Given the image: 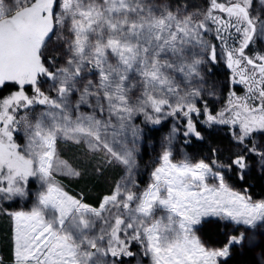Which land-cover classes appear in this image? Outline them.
<instances>
[{
    "label": "snow or ice",
    "instance_id": "obj_1",
    "mask_svg": "<svg viewBox=\"0 0 264 264\" xmlns=\"http://www.w3.org/2000/svg\"><path fill=\"white\" fill-rule=\"evenodd\" d=\"M257 43L264 44V0H209L204 8L194 0H0V86H17L0 100V201L29 198L30 179L39 183L31 210L9 214V264H143L141 256L150 264H218L233 245L255 247L264 200L231 190L203 161L173 163L175 126L138 191L135 119L159 125L183 117V136L197 139L201 115L205 124L230 125L240 151L218 167L235 169L243 180L251 156L264 173V52H246ZM218 49L232 85L245 93L232 90L213 115L206 100L199 107L206 87L201 66L217 63ZM21 129L22 145L13 138ZM60 141L104 152L106 164L123 167L98 207L56 182L54 173L80 174L59 158ZM209 176L218 185H209ZM206 215L251 234L241 231L208 250L193 230ZM258 260L264 264V251Z\"/></svg>",
    "mask_w": 264,
    "mask_h": 264
},
{
    "label": "rangeland",
    "instance_id": "obj_2",
    "mask_svg": "<svg viewBox=\"0 0 264 264\" xmlns=\"http://www.w3.org/2000/svg\"><path fill=\"white\" fill-rule=\"evenodd\" d=\"M192 2V0H190ZM196 4H198L201 8H204L208 5L209 0H194ZM223 2V0H221ZM255 7V6H254ZM215 42V41H214ZM218 43V42H217ZM264 52V44L257 43L252 45L246 52L249 55H252L255 52ZM217 55L219 60L217 63H212L208 61L207 63L201 66L202 74L204 77V97L199 101V107L203 109L204 101L208 102V108L213 115L219 112L226 106L227 98L232 90L236 92L237 95H244L245 89L241 84L232 85V72L227 67L226 62L223 58V53L218 49ZM210 65H219L220 76L219 80L210 76V73L207 70V67ZM46 80L45 77H41L42 88L47 91L48 84L44 83ZM50 83V82H48ZM7 86H0V90L7 91L0 100L8 97L14 91L17 90V86L14 84H6ZM223 87V88H221ZM214 92V95L209 96L208 92ZM26 94L31 96L33 95L32 89L30 86H26ZM54 95V93H53ZM43 106L36 105V111H39ZM87 111V109H84ZM25 110H21L17 113V116H23ZM205 117L201 115L198 119H196V125L198 131L201 133L203 139H197L195 136L185 138L183 136L184 131V118L180 117L176 119L174 117H167L162 121L159 125H153L151 123L145 122L143 116H138L135 119V123H137L141 129L140 139L137 141L138 143V151L136 153L137 159V176L136 179L139 182L138 191H142L150 182V173L155 166L159 163V155L161 153V143L166 136L171 133L173 127L175 126L179 131L175 133L174 140L171 144L172 149V162L180 163L183 160H187L191 164H195L197 162L203 161L208 164L214 172H220L225 177V183L228 187L236 192L244 193L246 190V194L249 195L253 201H262L264 200V196H256L254 195L249 186H244L243 181L246 179H253L254 176H259L261 178V184L264 185V173H262L258 165L256 163L255 157H249L248 163L250 165L249 169L246 170L245 176L243 180H240L237 176V171L235 169L229 170L227 167H218V165H227L230 163L231 159L237 155L240 151V146L236 144V142L232 139V128L230 125L223 124H212L208 125L203 123ZM203 128L204 130H199ZM159 129V136L157 139H146V135L151 133V130ZM225 130V131H224ZM238 127L236 131L238 132ZM203 131V132H202ZM151 135V134H150ZM14 141L18 144L24 143V133L23 130L14 133ZM188 140L185 143V140ZM199 143H204L206 148H201ZM261 145H264V138L259 140ZM113 147L116 150H121L122 145L114 144ZM146 147V156L143 155ZM208 148V149H207ZM215 150V151H214ZM210 151V152H209ZM57 153L61 160L65 161L71 168L77 170L80 174L79 176H66L59 172L54 173L56 182L63 188V190L74 198L80 199L83 201L84 194L82 191H78L77 189H73L71 185L76 181L82 180L85 176L94 174V175H104L106 180L104 183L106 185L105 192L101 195L99 204L104 196L110 195L118 182L121 181L122 177L125 175L124 169L122 166L118 164L108 165L104 162V152H100L97 154H92L86 151L84 145H77L72 142L65 143L63 141L58 142L57 144ZM217 163H213V161ZM97 168H101L102 171H97ZM108 176V177H107ZM209 185H218V181H216L213 177L209 176L206 181ZM71 188L73 190H71ZM28 190L33 193V195L29 198H15L11 201H0V218L9 225V229L11 232V219L10 213L16 211H30L33 206V200L35 198V193L39 190V183L35 179H30ZM98 204V206H99ZM91 206V205H90ZM97 206V207H98ZM93 207V206H92ZM219 226L220 228H225L224 232L220 239L213 240V243L207 241L204 237L203 232L204 229L209 227ZM193 230L195 235L199 238L202 244L208 250H218L223 248L229 238L233 235H238L241 231H247L248 234H251V230H246L244 226H236L230 221H226L221 219L218 216L206 215L201 217V222L198 225L193 226ZM11 239V235H10ZM256 240L258 243L255 247H249L247 241L243 246L233 245L230 250L231 257L233 254L244 255L246 251L251 253V256L254 259L255 264H259L258 257L262 251H264V229L256 230ZM133 250L136 252H140L139 245H133ZM228 257V258H229ZM143 260V264H150V261L147 258L139 257ZM227 258V259H228ZM227 259L219 258L218 264H223ZM0 260L3 261V264H9V261L6 262L0 255ZM133 264H136V260H133Z\"/></svg>",
    "mask_w": 264,
    "mask_h": 264
},
{
    "label": "trees",
    "instance_id": "obj_3",
    "mask_svg": "<svg viewBox=\"0 0 264 264\" xmlns=\"http://www.w3.org/2000/svg\"><path fill=\"white\" fill-rule=\"evenodd\" d=\"M207 70L210 73V76H213V78H215L216 80H219V78H221L219 73L220 70L219 65H210L209 67H207ZM5 86L8 87V85ZM8 92L9 90L7 91L0 90V98H2ZM199 130H204V129L200 128ZM159 131H160L159 129L151 130L150 133L151 135L147 134L146 139H151V138L157 139L159 136ZM199 144L201 148H206V145L204 143H199ZM143 155L146 156V147ZM104 180H106V177L104 175L98 176L91 174L85 176L82 180L76 181L71 186L74 190L77 189L78 191L80 190L83 192L84 203L91 205L93 207H97L101 195L105 192L106 185L104 183ZM242 185L249 186L251 192L256 196H264V185L261 184V178L259 176H254L251 181L250 179L244 180ZM72 188L71 190H73ZM6 222L7 221H4L0 218V255L4 261L8 262L10 260V254H11V239H10L11 232L9 229V225ZM224 229L225 228L223 227L220 228L219 226L216 227L214 226L212 228L209 227L207 229H204L203 235L207 239V241L213 243V240L220 239L222 234L225 233ZM223 264H255V262L253 257L251 256V253L246 251L244 255H237L236 253L233 254Z\"/></svg>",
    "mask_w": 264,
    "mask_h": 264
}]
</instances>
